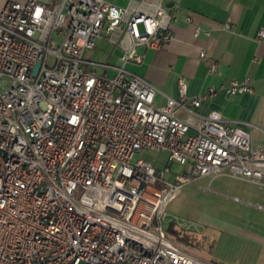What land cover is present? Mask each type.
I'll use <instances>...</instances> for the list:
<instances>
[{
    "label": "built area",
    "instance_id": "2783aa9c",
    "mask_svg": "<svg viewBox=\"0 0 264 264\" xmlns=\"http://www.w3.org/2000/svg\"><path fill=\"white\" fill-rule=\"evenodd\" d=\"M177 11L165 0L0 8V264H219L174 242L167 205L203 176L264 185V142L252 143L248 121L200 111L214 86L189 95L180 77L178 95L157 105L155 85L125 68L142 62L138 46L174 39ZM185 18L195 36L209 34ZM99 40L121 50L116 63L85 58ZM224 88L253 90L249 76ZM148 150L166 151L165 165L135 157Z\"/></svg>",
    "mask_w": 264,
    "mask_h": 264
},
{
    "label": "crops",
    "instance_id": "0c3cea01",
    "mask_svg": "<svg viewBox=\"0 0 264 264\" xmlns=\"http://www.w3.org/2000/svg\"><path fill=\"white\" fill-rule=\"evenodd\" d=\"M165 5L168 8L178 6V17L172 24L175 37L162 49L155 50L143 73H138L158 89L155 103L162 105L166 96L178 95L180 77L186 80L189 95L205 93L214 86L215 93L203 100L200 111L205 114L217 109L225 120L250 122L254 125L252 143H263L264 39H259L257 33L264 27V0H165ZM187 15H192L195 23L202 30H209V34L202 31L195 36L193 25L185 18ZM227 21L232 24L230 29L222 25ZM202 49L207 52L205 58L199 56ZM148 50L153 49H144L142 62ZM209 62L215 64L213 71L208 70ZM245 76L251 78L252 92L228 95L224 85L231 79ZM247 182L261 189L259 202H245L262 210L254 219L263 222L255 223L248 230L246 244L254 264H264V185ZM233 198L243 200L237 196ZM220 262L233 264L225 260Z\"/></svg>",
    "mask_w": 264,
    "mask_h": 264
},
{
    "label": "rangeland",
    "instance_id": "374dc122",
    "mask_svg": "<svg viewBox=\"0 0 264 264\" xmlns=\"http://www.w3.org/2000/svg\"><path fill=\"white\" fill-rule=\"evenodd\" d=\"M7 0H0V8ZM114 3L126 4L127 0H107ZM145 47L138 46L139 53ZM155 50H148L147 57L141 64L128 62L125 68L143 73L150 55ZM121 50L101 40L97 45L85 52L87 60L97 62H117ZM88 66H85L87 68ZM95 67V66H94ZM100 71V67H96ZM113 74V70H109ZM142 156L153 161L157 166L166 163L167 152L164 150H148L135 157ZM173 171H182L177 163L171 164ZM210 176H203L185 182L180 191L169 201L167 213L173 218L175 226L189 234V241L184 243L173 238L174 242L188 252L205 260L222 264L220 260L233 264H254L250 259L245 235L255 223L262 224L258 218L262 210L245 202H259L261 189L258 185L243 179L233 178L228 175H218L212 180ZM237 196L242 201L234 200Z\"/></svg>",
    "mask_w": 264,
    "mask_h": 264
},
{
    "label": "trees",
    "instance_id": "16d2710c",
    "mask_svg": "<svg viewBox=\"0 0 264 264\" xmlns=\"http://www.w3.org/2000/svg\"><path fill=\"white\" fill-rule=\"evenodd\" d=\"M167 230L168 233L172 236V238H175L176 240L184 243L189 241V234L186 233L184 230L177 228L175 226L174 221H171L169 223Z\"/></svg>",
    "mask_w": 264,
    "mask_h": 264
},
{
    "label": "water",
    "instance_id": "95a60500",
    "mask_svg": "<svg viewBox=\"0 0 264 264\" xmlns=\"http://www.w3.org/2000/svg\"><path fill=\"white\" fill-rule=\"evenodd\" d=\"M168 5V4H167ZM38 65H39V61L36 63V68L38 67Z\"/></svg>",
    "mask_w": 264,
    "mask_h": 264
}]
</instances>
